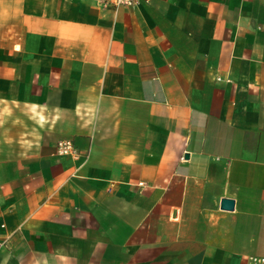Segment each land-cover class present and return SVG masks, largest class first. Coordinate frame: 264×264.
Masks as SVG:
<instances>
[{
  "label": "crops",
  "instance_id": "1",
  "mask_svg": "<svg viewBox=\"0 0 264 264\" xmlns=\"http://www.w3.org/2000/svg\"><path fill=\"white\" fill-rule=\"evenodd\" d=\"M0 239V264L264 259V0H0Z\"/></svg>",
  "mask_w": 264,
  "mask_h": 264
},
{
  "label": "built area",
  "instance_id": "2",
  "mask_svg": "<svg viewBox=\"0 0 264 264\" xmlns=\"http://www.w3.org/2000/svg\"><path fill=\"white\" fill-rule=\"evenodd\" d=\"M100 2L106 6L117 7L121 5L132 6L135 4L136 0H100ZM55 151L56 154L59 156H69L74 158L77 157L78 155L77 149L73 145L72 141L69 140H63L57 142L55 146ZM3 246H4V240L0 239V251L3 248ZM250 260L253 264H264L263 258L252 257Z\"/></svg>",
  "mask_w": 264,
  "mask_h": 264
},
{
  "label": "water",
  "instance_id": "3",
  "mask_svg": "<svg viewBox=\"0 0 264 264\" xmlns=\"http://www.w3.org/2000/svg\"><path fill=\"white\" fill-rule=\"evenodd\" d=\"M220 208L224 210H232L233 208V200L232 199H227L223 198L220 202Z\"/></svg>",
  "mask_w": 264,
  "mask_h": 264
}]
</instances>
